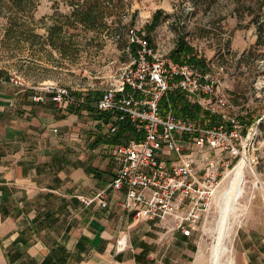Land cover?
<instances>
[{"label":"crops","instance_id":"0c3cea01","mask_svg":"<svg viewBox=\"0 0 264 264\" xmlns=\"http://www.w3.org/2000/svg\"><path fill=\"white\" fill-rule=\"evenodd\" d=\"M181 2L188 18L170 6L165 20L174 26L172 43L183 39L194 56L201 46L204 57H195L218 75L216 90L229 88L232 96L238 83L255 84L249 73L264 44L253 20L233 14L214 21L192 12L193 2ZM10 72L0 67V264H207L196 231L182 235L172 218L134 219L110 189L97 196L119 164L110 116L95 104L100 91L73 92L79 106L49 97L35 102L32 90L8 81ZM42 83L57 84H31ZM240 232L234 264H264V222Z\"/></svg>","mask_w":264,"mask_h":264},{"label":"built area","instance_id":"2783aa9c","mask_svg":"<svg viewBox=\"0 0 264 264\" xmlns=\"http://www.w3.org/2000/svg\"><path fill=\"white\" fill-rule=\"evenodd\" d=\"M260 22L264 25V16ZM142 30L136 25L126 29L130 60L108 75L107 86L95 100L97 109L110 116L113 129L129 122L140 133L139 138L132 137L114 147L118 168L97 196L105 197L107 189L120 193L119 205L134 219L172 218L174 229L190 236L200 230L214 204L224 172L241 156L244 142L257 135L256 125L250 124L242 137L240 122L229 115L233 105L227 93L216 90L221 86L218 75L208 74L197 63L172 59L169 52L175 43L161 48L151 46ZM195 56L204 57L200 45L195 47ZM8 81L20 89L32 90L35 102L42 103L49 97L60 105H81L62 85L31 84L15 72L9 73ZM171 92L191 96L225 123L203 124L179 117L170 106L160 110L161 98ZM262 203L264 206V196Z\"/></svg>","mask_w":264,"mask_h":264},{"label":"rangeland","instance_id":"374dc122","mask_svg":"<svg viewBox=\"0 0 264 264\" xmlns=\"http://www.w3.org/2000/svg\"><path fill=\"white\" fill-rule=\"evenodd\" d=\"M181 1L193 2L196 7L192 12L214 21L232 18L233 14L245 18L246 23L253 20L260 29L264 44V31L257 24L259 18L264 16V0H111L102 3V10L99 9L102 5L97 6L99 10L93 13V26L74 19L71 14L73 8L68 0H21L17 3L0 0V67L19 74L29 83L50 80L70 88L72 93L101 92L106 86L108 75L130 60L131 51L124 50L127 43L126 29L136 25L143 29L151 46L159 45L160 48L169 45L175 39L170 35L174 26L165 22L169 17L167 13L170 6L173 9L176 6L182 12L178 14L180 18H188L185 11L189 10L181 7ZM156 11L160 13L153 24L152 14ZM261 54V62L249 73L250 77L254 75L255 84L248 87L238 83L235 88L237 93L232 96L228 95L231 90L224 87V93L237 106L229 111V115L240 122L241 136L245 137L250 124L256 125L257 135L254 140L243 141L241 156H237L224 172L214 204L205 214L200 230L196 231L197 239H201L205 247L203 250L207 264L210 263L212 245L220 233L218 224L220 209L224 205V191L240 159L244 162L241 190L229 205L222 237L229 255L226 252L228 256L222 255L221 261L228 258L234 264L235 244L244 225H261L264 222L263 48ZM186 96L193 101L191 96ZM250 108L256 110L251 120L246 116ZM257 118L259 121L256 123ZM214 120L225 123L224 119L218 117H214ZM206 123H210L208 119Z\"/></svg>","mask_w":264,"mask_h":264},{"label":"trees","instance_id":"16d2710c","mask_svg":"<svg viewBox=\"0 0 264 264\" xmlns=\"http://www.w3.org/2000/svg\"><path fill=\"white\" fill-rule=\"evenodd\" d=\"M21 0H12V2H18ZM111 0H68V4L72 6V16L77 21L86 24L87 26H93V13L95 10H102L104 2H110ZM98 5H102L98 9ZM160 11H156L152 17V22L155 24L158 20ZM259 18V25L260 28L264 31V25L260 22ZM260 32V29L257 28ZM169 56L181 62H187L191 64H200L198 59L192 53L191 46H189L183 39L178 38L174 47L170 50ZM87 104L86 102H84ZM160 110L164 111L167 106H170L174 113L179 117H188L191 119L199 120L203 124H206L207 119L209 122H213L214 116H210V114L201 108L197 103L194 101H190L184 93L180 92H171L166 93L160 100ZM255 108L252 110H248L246 112V116L249 120L253 119V113ZM140 133L139 131L129 122L122 123L116 130L115 133L109 137L111 143L119 144L121 142H125L129 139L139 138Z\"/></svg>","mask_w":264,"mask_h":264},{"label":"bare ground","instance_id":"6f19581e","mask_svg":"<svg viewBox=\"0 0 264 264\" xmlns=\"http://www.w3.org/2000/svg\"><path fill=\"white\" fill-rule=\"evenodd\" d=\"M235 168H234V174L233 177L230 181V184L228 188L224 191V205L220 209V215H219V235L217 237L216 242L212 245V250L211 251V257H210V263L209 264H232L231 259H226L222 260V255L226 254L228 251V248L223 244L222 242V237H223V232L225 231V225L227 223V216L229 212V205L233 200L236 199L238 196L240 190H241V178H242V173H243V160L240 159L237 161ZM233 170V169H232ZM228 254V252H227ZM226 254V255H227ZM229 255V254H228ZM227 255V256H228Z\"/></svg>","mask_w":264,"mask_h":264}]
</instances>
